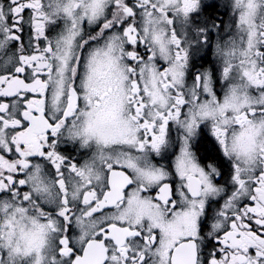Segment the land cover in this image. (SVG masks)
<instances>
[{
	"label": "snow or ice",
	"instance_id": "obj_1",
	"mask_svg": "<svg viewBox=\"0 0 264 264\" xmlns=\"http://www.w3.org/2000/svg\"><path fill=\"white\" fill-rule=\"evenodd\" d=\"M0 264H264V0H0Z\"/></svg>",
	"mask_w": 264,
	"mask_h": 264
}]
</instances>
